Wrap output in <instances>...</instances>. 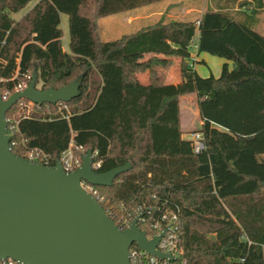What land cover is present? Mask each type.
<instances>
[{"label": "trees", "instance_id": "1", "mask_svg": "<svg viewBox=\"0 0 264 264\" xmlns=\"http://www.w3.org/2000/svg\"><path fill=\"white\" fill-rule=\"evenodd\" d=\"M154 1L0 0V95L14 93L33 70L40 90L83 74L66 108L33 104L24 116L11 106V150L25 158L39 149L54 165L80 145L97 153L99 172L129 162L111 185H95L100 204L112 208L115 223L139 214L137 227L149 236L152 221L175 213L183 253L166 264H264V35L253 28L264 4L254 0L257 10L246 12L247 0H211L196 19L167 17L99 39V18ZM60 13L67 15L66 48ZM195 35L197 55L220 56L231 68L223 62L217 77L199 76L188 62ZM173 58L181 81L166 84ZM146 71L143 84L137 74ZM188 93L201 119L199 153L180 131L178 97ZM133 264L152 263L142 255Z\"/></svg>", "mask_w": 264, "mask_h": 264}, {"label": "water", "instance_id": "2", "mask_svg": "<svg viewBox=\"0 0 264 264\" xmlns=\"http://www.w3.org/2000/svg\"><path fill=\"white\" fill-rule=\"evenodd\" d=\"M21 91L0 96V259L22 264H131L129 247L159 259H174L157 248L161 232L148 238L137 227L138 218L120 229L99 201L79 181L111 185L130 163L106 172L94 168L92 149L82 154L75 171L21 157L11 150L5 114L20 99L34 104L69 102L80 94L83 74L57 88L36 87L37 74Z\"/></svg>", "mask_w": 264, "mask_h": 264}, {"label": "built area", "instance_id": "3", "mask_svg": "<svg viewBox=\"0 0 264 264\" xmlns=\"http://www.w3.org/2000/svg\"><path fill=\"white\" fill-rule=\"evenodd\" d=\"M197 41H198V38L195 35L193 37L190 45H189L190 58H189L188 62L192 68L196 62ZM30 77H31V75L26 73L24 80L19 82L14 87L13 91L14 92L21 91L24 88V86L27 84V82L30 80ZM0 96H2L3 99H6L9 97L7 93L1 94ZM16 103L20 109L26 108L25 112L21 113L24 116L27 115L29 112L28 107L29 106L31 107V105L34 104L27 99H20ZM54 105L58 106V108H61V107L66 108L65 102H62V101H58ZM6 124H7V135L9 137L10 134L13 133V131L17 130V123H15V122L9 123L8 120L6 119ZM189 134L191 136L190 140H191L192 150H194L195 153H199V152L203 151V149L205 147L203 135L200 134L198 131H192ZM83 152H84V149L80 145L75 146L74 150L69 146L67 149L62 151L59 159H60L61 165L63 167V170H65L67 172L75 171V169L81 163ZM92 153H93V157L97 154L95 151H92ZM25 155H26V157H25L26 159L29 158L30 160H34V161L40 162L41 164L48 165L47 164L48 155L39 149H36V148L28 149V150H26ZM92 165L94 168H98L99 162L93 160ZM79 185H81L82 188L87 193H89L91 196H93L97 201L100 202V200H102V198L100 197L99 192H98L95 185H91L82 179L79 181ZM105 212L108 214V216H110V214L112 213V208H108V211H105ZM132 215H134V214H132ZM114 216H116L115 213H114ZM135 218L140 219V215L138 214V215H135L134 217L129 216V215H125V216L124 215H118L117 221L120 225H118V223H116V224L120 229H122V227L125 228V227L129 226L131 221ZM176 218H177V215L175 213L164 212L163 214H161V216L159 218H157V220L152 221L148 225V228L150 229V231H153L154 234L151 236L146 234L148 238H152V237L156 236L157 234L164 232V234L160 237L156 247L159 248L163 253L170 255V256H173L174 258L180 257L183 253V249L181 247H179L177 244V236H176L177 234L175 231V229H176V225H175ZM142 255H144L147 258V261L149 263H152V264H158V263L166 264V262L171 260L168 258H164V259L156 258L153 255L146 254L143 251H141L134 243L131 244V246L129 247V258H130L131 264H133V262H135V260L137 258L142 257ZM181 263L184 264V261L182 260ZM0 264H22V263L18 262L16 260H12V259L7 258V259H0Z\"/></svg>", "mask_w": 264, "mask_h": 264}, {"label": "crops", "instance_id": "4", "mask_svg": "<svg viewBox=\"0 0 264 264\" xmlns=\"http://www.w3.org/2000/svg\"><path fill=\"white\" fill-rule=\"evenodd\" d=\"M206 2L207 0H157L150 4L136 7L132 10L120 11L118 14V15H121L119 18V21L123 24L124 27H126L125 29L126 31L124 33H128V32H133L135 31V29H138L140 27L149 26L152 23L160 19L167 18V17H172V18L188 17L191 19H196L199 17L200 13L204 10V4H206ZM29 3H31L30 5L31 7L35 3V1H31ZM30 7H28L26 10H28ZM262 9L264 10V6L262 7ZM234 10H238V8L235 7ZM110 22L111 21H106V24ZM256 24L253 26L254 29H256ZM262 35H264V33ZM199 55H196L195 63L200 62V61L204 62V58L200 57L199 59ZM148 56L149 55H146V57ZM179 63H180L179 58H173V64L168 68L166 72V76H165L166 84H169V83L176 84L181 81ZM194 68L195 67L193 66V69ZM197 74L199 75L198 72ZM137 78L141 83L146 84L148 82V71L144 73H138ZM191 101L194 102L193 105H191ZM178 102H179L178 118H179L181 134L183 133L182 131V121H183L182 119L183 118L181 117V114L184 112L186 114L189 110H192V109L195 114L194 117L198 121V125L194 129L188 130V133L195 131L201 124V119L199 118V115H198L197 102L195 101V94L188 93V94H185L184 96L182 95L181 99L180 97L178 98ZM186 117L187 116H185V118ZM182 137H183V134H182Z\"/></svg>", "mask_w": 264, "mask_h": 264}, {"label": "rangeland", "instance_id": "5", "mask_svg": "<svg viewBox=\"0 0 264 264\" xmlns=\"http://www.w3.org/2000/svg\"><path fill=\"white\" fill-rule=\"evenodd\" d=\"M209 1V2H208ZM211 0H207L206 4H204V8H206V6H211L210 4ZM242 1V0H240ZM239 1V2H240ZM262 4H264V0H261ZM238 2H236L235 7L238 6L237 4ZM31 3L27 4L24 8H22V10H20V12L18 13H13V18H18L19 16L22 15V13L25 12V10L30 7ZM257 6L258 4H256V2L254 0H247L246 2V6L242 8V10H245L246 12H251L252 9H256L257 10ZM238 8V7H237ZM118 13L116 14H111V15H106V16H102L101 18H99L97 20V24H98V35H99V39L100 40H107V39H111V38H117L119 37L120 34L124 33L126 30V27L123 26V24L119 21V18L121 15H118ZM258 22L256 24V29L260 32V33H264V10L262 9L261 11H256L255 14ZM106 21H111L110 23L106 24ZM118 22V24H117ZM60 26L63 30V37L61 38V42L64 48H66L67 46V36H68V25H67V15L64 13H60ZM200 57L204 58V62L200 61L195 63L194 65V69L197 70V72L199 73V75L201 76H209V75H213L214 77H217V75H219L220 71H221V65L223 62H227L228 67L231 68V62L225 60L224 58L220 57V56H215L206 52H200L199 55V59ZM184 96V95H183ZM180 99L182 98V95L179 96ZM178 97V98H179ZM194 102L191 101V105H193ZM32 107H28L29 110H31ZM192 108V107H191ZM190 108V109H191ZM26 108L24 109H18V114L25 112ZM184 112V111H183ZM187 114V115H186ZM185 114L182 113L181 117L183 118L182 120V131H183V138L186 139H191L190 134L188 133V130L190 129H194L197 125H198V121L197 119L194 117V111L189 110L187 113ZM185 116H187L185 118Z\"/></svg>", "mask_w": 264, "mask_h": 264}]
</instances>
